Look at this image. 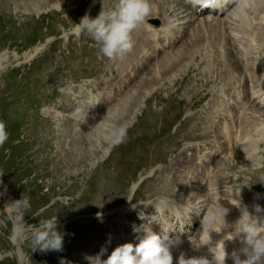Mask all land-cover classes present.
Here are the masks:
<instances>
[{
  "label": "clouds",
  "instance_id": "9594fccd",
  "mask_svg": "<svg viewBox=\"0 0 264 264\" xmlns=\"http://www.w3.org/2000/svg\"><path fill=\"white\" fill-rule=\"evenodd\" d=\"M187 2L201 9H224L228 5H233L232 10L240 12H245L254 4V0H187ZM152 11L150 0H116V3L107 9L102 4L96 18L85 14L79 24H74L71 31L77 37L87 35L98 47L100 54L108 60H123L134 48V33L146 25L151 27L148 21ZM170 26L171 21L168 27ZM127 132L126 125L112 126L109 131V142L113 146H118L125 141ZM8 140L6 122L0 119V147H3ZM15 143H19V140ZM260 179L264 181V176ZM245 187H248L246 183L236 185L228 182L224 185V196H221L217 190L215 206L203 217L199 238H194L195 244L190 241L196 251L208 246L206 253L189 258L181 251L178 257L174 258V251L180 248L183 241L180 234L162 228L159 234L145 229V234L139 238L137 244L124 243L117 246L107 259L101 258L107 252L105 247H102L94 258L89 259L94 261V264H174V259L175 264H227L229 259L233 264H264V207L256 203L250 210L249 206L243 203L242 190ZM6 192L7 188L0 195ZM260 198L259 194L255 197V199ZM222 199L239 209L240 217L235 224L227 222L230 209L219 203ZM161 204L164 206L162 207ZM30 207L29 199L22 196L19 200L7 204L5 211L14 214L10 218L15 228L20 230L19 234L23 239L30 241L33 251H62L64 236L57 231V216L43 220L38 227L27 225L24 221V212ZM155 210L160 215L167 210V204L158 202ZM171 212L175 218L185 220L191 213L187 206L177 203L172 204ZM206 222L214 227L205 228ZM236 225L238 227L233 231ZM213 232L224 233L214 245L211 236ZM237 237H242L241 242L244 246L239 251H233L229 256L225 246L226 241H232ZM61 264L64 262L61 261Z\"/></svg>",
  "mask_w": 264,
  "mask_h": 264
},
{
  "label": "rangeland",
  "instance_id": "374dc122",
  "mask_svg": "<svg viewBox=\"0 0 264 264\" xmlns=\"http://www.w3.org/2000/svg\"><path fill=\"white\" fill-rule=\"evenodd\" d=\"M248 14H252V11L251 12L248 11ZM156 18H160V17L157 16ZM255 33L256 32H254V34ZM250 36L252 40V35ZM256 43L260 50L259 42L256 41ZM245 46L247 45L245 44ZM247 47L249 48V46ZM241 65L242 62L240 61L238 64L239 70ZM196 93H199V95L196 96ZM206 93H207L206 88H204L201 84L199 85L191 84L190 86L184 89L182 88L179 96L181 99H183L186 102V104L197 105L198 116L201 118H206L209 109L213 107L211 98H208V100L206 101L205 99L207 98L202 99L203 95ZM21 114L22 113L16 109L8 110V113L5 114L8 119L7 122L9 124L14 123V121L21 122L22 121ZM118 120L119 118H115L113 114L112 122ZM172 121H176L174 115H170L168 118L164 117L163 119L160 120V122H163V125L160 127L162 133L166 134L168 132L173 131V129L168 126V122H172ZM99 122L97 120L94 121V123L97 125V127L95 126L96 128L95 130L99 133L100 138L105 139L110 126L102 119L99 120ZM99 124L106 125L108 128L107 131H104L103 127H98ZM195 135L196 132L193 129V124L189 122L186 125L180 126L176 130V132L172 134L170 143L171 144L179 143V142H183V140L185 139L186 140L194 139ZM134 137H138V136L135 134ZM198 139L199 138H195L193 141H196ZM17 140H19V143H15V141ZM164 143H165L164 139L161 140L158 139L156 142L147 143L148 146L145 149L146 151L136 150L133 154L134 157L144 155V157L142 156L143 158L141 159L128 158V161L135 160L138 162L146 161V162L158 163L163 161L164 159L162 156L159 155L158 151H162L167 155V158H170L169 153L168 154L166 153L167 147L165 146ZM193 144L196 145L197 143L195 142ZM16 145H20V146L25 145L22 137H18L14 141H10L3 146L4 153L5 154L9 153L8 158L5 160V169L11 170L12 168H14L12 172L16 171L17 169L31 171L32 174H35V176L31 180L14 182L13 179H19V177L17 176L10 177V174L12 172L2 173V169L0 168V181H1L0 193H4L5 188H7V192L4 195H0V259L4 258L3 256L10 258L11 263L9 264H53L56 261H60L61 264V261L64 262L63 258L59 260L56 257L57 252L55 251L42 252L41 254L47 255V261L50 260L49 262L47 261L43 262L44 261L43 256L41 254H36L37 251H33V250L31 251L32 248L30 246V241L27 240L28 242L25 243V239H23V237L19 234L20 230L15 228L12 219L10 218L11 215L14 214H8L3 209V205L5 201L11 203L12 201L19 200L22 196L27 197L26 194L33 196V198L29 200L31 207L25 211L28 214L24 215L25 216L24 221L27 225L38 226L43 220L49 219L53 216H57V220H58L57 229L60 230L67 238V244L65 248V251L67 253L83 258V256L86 253L99 251L100 248L102 247L104 237L101 233V229L99 225L97 224L98 221H96L94 217L88 219V217H91V215L89 214L90 209L88 207H85V205L90 206L91 203L87 201V199L85 198L86 197L85 194H82V190L80 188L68 189L67 190L68 193L62 194L63 197L71 199V203L61 208V210H58L57 207L51 206L50 205L51 203H49L44 208H41V210H38V208H40L39 204L55 201L56 200L55 197L58 192L57 189H59L60 187L64 189V187L62 184L59 185L56 184L54 187H51L48 192H43L42 182H40L39 184L41 185L40 188L36 189L35 187H33L32 185L34 183V180L41 176L40 173L42 169V164H44L45 162L42 158V155L39 156L40 152L37 149H31L29 151L28 147H26L23 155L19 157L16 156L14 150L11 149ZM149 154L150 155L155 154L157 156V160L151 161L150 159H148ZM13 162L15 164H12ZM59 162L61 164H64L63 160H60ZM70 170H71L70 166L68 165L65 170H61L55 173V174H60L58 183H60V181H62L64 177H66V172ZM163 174L164 171H161L160 176H163ZM95 176L96 177L98 176V172L95 174ZM70 179L73 178L71 177ZM9 182H14V183L7 185ZM66 182H67L66 185H69L67 179ZM184 183L187 184V181H185ZM99 185L100 184H98L96 180H94L90 185H87L89 187L88 192L91 193L96 188H98ZM20 186H22L21 190H20ZM166 189L170 190L173 193L174 186L173 185H171L170 187L167 186ZM79 195L81 196L79 197ZM77 198L78 201L76 200ZM191 201L192 199L189 200L190 203H192ZM185 202H186L185 200H182L179 203L181 205H184ZM105 203H106L105 199L101 197L94 202V205L99 206L102 212H106L107 206ZM6 205L7 203L4 205V208ZM144 205L146 204L141 203V205H137L136 207H134L133 210L128 214V217L140 218V214H141L140 206H144ZM190 206L188 208L190 209V211H192ZM204 206H205L204 211L206 209L207 211H209L208 206L207 205ZM3 216L8 220H10L11 228L9 230H6L4 227V223L2 220ZM186 220L182 218V221L186 222ZM123 228H124L123 234L125 235V233H127L128 231V228L127 226H124ZM198 230H200V227ZM27 249H29L28 251L29 253L27 252Z\"/></svg>",
  "mask_w": 264,
  "mask_h": 264
},
{
  "label": "bare ground",
  "instance_id": "6f19581e",
  "mask_svg": "<svg viewBox=\"0 0 264 264\" xmlns=\"http://www.w3.org/2000/svg\"><path fill=\"white\" fill-rule=\"evenodd\" d=\"M150 1L153 2V0H150ZM174 3H175V0H161V6L160 8L157 9L158 10L157 16L162 17V15L165 13H169L171 15L179 11L180 8L173 10L172 7L168 6L169 4H174ZM232 6L233 5H228L224 9H215L213 13L214 15L222 14L223 12L229 11L232 8ZM186 12L187 11L179 12V14L180 13L185 14L182 16L181 20L185 21L184 24H186V27H187L195 23L197 20H199V16L203 15L205 12H209V9H206V8L201 9L199 6H197V9L196 8L192 9L190 13L186 14ZM249 15H252V18L254 20L259 21L260 28L257 29L255 34H254L253 27L251 26V24H247L245 15L241 14L240 11L236 10L235 12H231L229 16H227V19L223 21H221V19H211L210 21H206V22L205 20H203L202 21L204 24L203 27H201V23H199L198 27L194 29L192 33L190 34L191 39L186 44V46L189 49H192L194 47H198L202 43H209L211 45H215L217 41L220 40L224 43V46H223L224 51L221 54H219L216 59L217 60L224 59L229 69L239 70L238 64L241 60L234 57L233 53L231 51H228L227 48H225L226 37L223 33V29L225 28L226 25H233L234 23L246 24L248 28H242L239 26L236 28L237 29L236 31L239 33H242L243 36L241 37L237 36V39H236V36L230 37V40H232V42H235V41L242 42L243 40L244 43L247 46H249V48L254 47L252 45V40H254V42L258 41L260 45V51L264 52V24L263 25L261 24V21L264 19V3L262 2L259 3L256 0H254V5L252 6V14H249ZM213 21L215 22L214 24L212 23ZM186 27L182 28L183 35L186 34V31H187ZM164 32H167V27L163 28L162 33ZM250 35H252V40L251 39L249 40L247 38ZM141 36L142 38H144L145 43L151 42L153 44H156L157 39H159V34L156 32L155 27L153 25L149 27V30L147 33L142 32ZM162 60H163V68L166 73L173 70L181 62L177 56H172V57L164 56ZM194 60L198 61L197 57H194ZM198 63L202 65L204 62L199 60ZM263 63H264V60H263ZM247 67H248L247 65L242 64L239 71H241L242 74H244ZM222 72H225V71H222ZM254 73H255V76H254ZM256 76H257V72L254 71L252 73V78H255ZM262 88L264 89V86ZM99 118H100V115L97 116L94 119V121L97 120L99 122ZM161 178H163V176H160V179ZM203 212H204V209L201 210V214H203Z\"/></svg>",
  "mask_w": 264,
  "mask_h": 264
}]
</instances>
